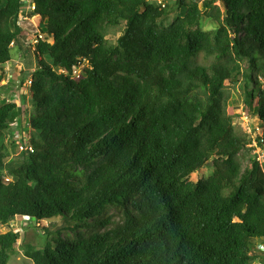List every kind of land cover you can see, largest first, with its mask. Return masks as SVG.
<instances>
[{
  "label": "trees",
  "instance_id": "obj_1",
  "mask_svg": "<svg viewBox=\"0 0 264 264\" xmlns=\"http://www.w3.org/2000/svg\"><path fill=\"white\" fill-rule=\"evenodd\" d=\"M33 2L46 27L30 45L15 33L24 3L0 0V71L17 46L41 59L28 145L22 97L0 90V225L60 220L19 264H264V161L249 157L253 142L264 154V0ZM202 17L214 28L201 30ZM80 65L77 81L62 74ZM241 74L255 138L236 132L226 101ZM112 208L119 222L91 224ZM19 239L0 233V264H13Z\"/></svg>",
  "mask_w": 264,
  "mask_h": 264
},
{
  "label": "rangeland",
  "instance_id": "obj_2",
  "mask_svg": "<svg viewBox=\"0 0 264 264\" xmlns=\"http://www.w3.org/2000/svg\"><path fill=\"white\" fill-rule=\"evenodd\" d=\"M175 1L176 0H165L167 4H173L175 3ZM215 5L219 6L220 3L216 2ZM198 25L201 30H211L214 28L213 25H210L208 20L203 17L199 21ZM122 29L123 28H113L108 36V39L111 42H115V40L121 35ZM40 30L43 31V29ZM22 46V49L18 48V46L16 47L17 49H10L11 62L9 64H6L5 67H3V70L0 71V90L10 88V85L13 84V88L10 90L12 93V97L9 99V102L14 101L16 104H19V98L22 97L24 105L20 108L21 114L16 120L18 124L15 123L14 125H18V129L20 131L18 132V134L21 133V137H18L19 141L20 139H23L25 143H27L30 137L34 136V134H31V132L29 131V127L27 126L28 116L32 111L30 107L31 104L29 84L31 75L37 68V65L38 63H40L41 59L36 55L32 46ZM20 76H22V78L19 79ZM259 81L261 82V84H263L264 79L262 75H259ZM229 83L230 82L226 83V86H228V88L226 89V101L228 102V107L231 109L230 115H233V125L236 132H238L239 134L251 135L253 138L260 136L263 130L261 122L257 118V106L255 105V100L252 102V105L250 107H245L243 101L244 98L241 97L240 86L242 83V74L238 76L237 81H233L232 84ZM7 98L8 97L3 95L0 91V104H4ZM20 125H22V129L19 127ZM255 144V142L252 143V146H254V148L250 150L249 157L257 156L259 159L262 153L255 147ZM262 169L264 170L263 166ZM211 174V167H203L198 172L190 175L186 179V181L197 182L199 180L206 179ZM4 181L6 182V179H4ZM118 214L119 213L116 209H107L102 217L92 220L91 224L94 225V222H98L104 218H107V216H116L114 221L119 222L121 217ZM59 220L60 219H54L49 222H36L34 219L14 217L6 225H0V233L5 231H13L18 232L20 236V239L16 244L17 252L12 257L10 262L13 264L27 262L23 254L24 246L28 244L36 248H41L44 241L43 238L40 237V235L42 234L41 228L48 225L49 223H56Z\"/></svg>",
  "mask_w": 264,
  "mask_h": 264
},
{
  "label": "built area",
  "instance_id": "obj_3",
  "mask_svg": "<svg viewBox=\"0 0 264 264\" xmlns=\"http://www.w3.org/2000/svg\"><path fill=\"white\" fill-rule=\"evenodd\" d=\"M22 2L24 3V13L19 14V16L17 17V20L15 22V33L23 37L24 42H28L30 45H34L40 42V40H43V38L45 37L44 31L46 26L43 25L40 16L34 11L33 0H22ZM165 4H167L165 0H147V6L163 7ZM40 29H43V31H41ZM80 66L73 68V71L70 74L66 72L62 74L66 76L70 81H77L83 68V65ZM15 126L16 125H14V127ZM25 145L28 144L26 143ZM26 148L30 152L32 151V148L30 146H26ZM259 160L264 161V154H261ZM7 181L8 179H6V182ZM257 248H259L261 252H264V244H258Z\"/></svg>",
  "mask_w": 264,
  "mask_h": 264
},
{
  "label": "clouds",
  "instance_id": "obj_4",
  "mask_svg": "<svg viewBox=\"0 0 264 264\" xmlns=\"http://www.w3.org/2000/svg\"><path fill=\"white\" fill-rule=\"evenodd\" d=\"M257 246H258V244H257ZM259 249V248H258ZM260 250V249H259Z\"/></svg>",
  "mask_w": 264,
  "mask_h": 264
}]
</instances>
